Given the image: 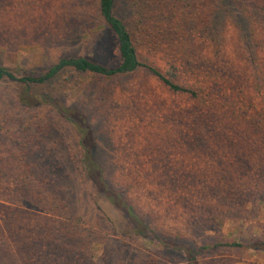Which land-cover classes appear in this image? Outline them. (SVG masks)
<instances>
[{"label":"trees","instance_id":"obj_1","mask_svg":"<svg viewBox=\"0 0 264 264\" xmlns=\"http://www.w3.org/2000/svg\"><path fill=\"white\" fill-rule=\"evenodd\" d=\"M79 14L86 28L104 26L114 35L116 65L73 54L45 73L21 77L0 66V82L24 90L8 105L0 94V264H120L109 244L94 258L93 244L108 235L119 245L125 238L133 244L141 264H165L141 240L155 242L184 264H236L245 243L221 236L216 220H264V0H89ZM6 43L13 41L0 31V46ZM60 73L63 94L77 90L88 101L60 106L28 94L30 86ZM152 81L185 104L149 135L139 149L141 159L125 156L138 144L137 128L127 120V143H116V158L92 107H110L119 90L134 112L163 111L167 102L159 100ZM55 123L69 128L68 144L60 135L50 141ZM62 145L65 165L94 211L89 219L71 202L69 175L57 166L54 153ZM145 190L155 193L163 212L178 218L183 214L175 205H181L194 218L166 225L143 199ZM100 199L128 220L123 241L108 230ZM261 230L246 247L264 254V225ZM208 231L217 235L206 236Z\"/></svg>","mask_w":264,"mask_h":264},{"label":"rangeland","instance_id":"obj_2","mask_svg":"<svg viewBox=\"0 0 264 264\" xmlns=\"http://www.w3.org/2000/svg\"><path fill=\"white\" fill-rule=\"evenodd\" d=\"M86 1L4 0V8L0 9V31H2L8 41H13V43H6L0 46V66L17 74V77H21L23 73L28 71L45 73L60 57L73 54L88 55L106 66L116 65L118 63V56L114 35L104 26L88 29L86 28L87 24H83L80 21L82 16L79 14V11L81 5L85 4ZM73 7L76 9V13L73 11ZM73 18L78 19L79 22L74 24ZM227 27L228 31L232 33L233 28L231 25L228 24ZM63 76L64 74L60 73L43 85L30 86L28 94L41 96L45 101H54L60 106L80 105L88 101L89 95H84L77 90L64 95L62 90L58 88V84ZM152 86L156 89L159 100L167 102L163 111L155 109L157 112H153V110L151 112H143L141 111L144 109L142 107L140 110L138 109L134 112L126 104L125 94L118 92L119 90H117L110 107L107 104H99L96 107H92L98 116V120L94 121L95 125L107 128L106 148L112 147V151H109L110 154L116 153V143L127 141L126 121L132 120L131 123L137 128L136 141L138 144L134 148L125 151V156L126 158L128 157L129 161L141 159L139 149H142V146L148 143L146 139H150L149 135H154L159 130L161 131L164 126V124L159 125L162 123L161 121L168 119L173 109L176 110L177 107H182L185 104L184 98L173 97L163 93L154 81H152ZM20 92L22 93L24 90L21 91L20 87L15 83L10 81L0 82V94L4 100V105L11 103ZM158 104L156 102L155 105L157 106ZM165 128H167L166 125ZM54 131L50 141L54 138H59V135L63 137L64 144H68L71 141V135L67 126L55 123ZM66 153L67 149L63 145L59 151L54 153V156L58 159L57 166L61 167V171L69 175L65 186L70 191L71 202L76 206L84 219H89L93 216L94 211L86 200L84 186L76 180L72 168L65 165ZM142 154L147 162L148 157L144 153ZM118 155L116 153V158H118ZM112 167V171L119 169L117 166V169L114 166ZM149 168L148 164L145 168L147 173L152 172ZM146 187L152 188L151 190L154 192V187L150 184ZM154 194L150 193L148 195L145 190L143 199L161 212V215L165 217L164 223L166 225L173 226L174 223H178L181 226L182 220L194 218L195 213L189 209L182 210L181 205H175L179 209L178 212L183 214V216H179L178 218L174 217L173 213L163 212L162 206H158L159 202ZM163 201L165 205H171L172 203L171 199H163ZM99 207L110 221L111 226L108 230L113 229L115 235L122 237L121 240L123 241V236H127L130 232V225L125 215L104 199L99 200ZM263 222L262 217L256 219L251 217L247 219L218 218L216 220L221 236L231 241L245 243V248L240 250L236 257V264H264L263 253L248 250L246 247L251 237L261 235ZM215 235L217 234L214 231H208L206 234L209 237ZM199 239L202 240L201 238ZM112 240V237L108 235L104 240L106 242H102V240L93 244L92 249L96 260L102 254L103 249L109 244L108 247L110 246L113 249L115 256L120 260V264H141L143 256L139 254L137 249L133 250V244L128 242L126 238L123 245H119L118 243L120 242H112ZM140 243L144 249L157 252L165 264H184L180 257L173 256L170 252L162 250L155 242L141 240ZM166 258L170 262H166Z\"/></svg>","mask_w":264,"mask_h":264}]
</instances>
